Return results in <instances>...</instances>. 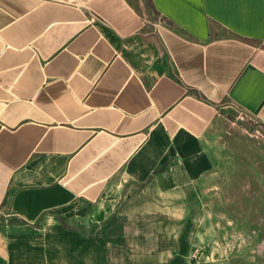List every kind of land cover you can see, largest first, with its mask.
I'll return each mask as SVG.
<instances>
[{
    "label": "crops",
    "instance_id": "0c3cea01",
    "mask_svg": "<svg viewBox=\"0 0 264 264\" xmlns=\"http://www.w3.org/2000/svg\"><path fill=\"white\" fill-rule=\"evenodd\" d=\"M225 122L264 127V0H0V264L79 202L107 224L179 213L204 243L205 156L177 138Z\"/></svg>",
    "mask_w": 264,
    "mask_h": 264
},
{
    "label": "rangeland",
    "instance_id": "374dc122",
    "mask_svg": "<svg viewBox=\"0 0 264 264\" xmlns=\"http://www.w3.org/2000/svg\"><path fill=\"white\" fill-rule=\"evenodd\" d=\"M177 140L190 156L195 157L198 149L205 156L207 172L198 181L203 189L198 198L203 199L205 218L215 226L200 228L204 243L199 242L197 228L180 225L179 213L173 212L178 220L171 227L153 218L162 216L154 209L136 212L140 215L133 220L134 226L130 219L107 224L105 207L99 211L79 202L61 210L53 224L37 227V239L29 238L24 248L27 264H35V251L38 258L43 253V264H258L264 245V127L225 122L199 138ZM119 197L108 194L103 203L120 204L123 195ZM192 198L188 215L199 218L201 212L195 210ZM136 202L160 206L164 200L142 195ZM90 211L91 219L86 215ZM136 221L141 222L139 227Z\"/></svg>",
    "mask_w": 264,
    "mask_h": 264
}]
</instances>
